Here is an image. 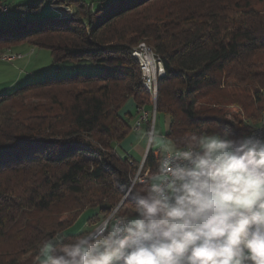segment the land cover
<instances>
[{
	"label": "trees",
	"instance_id": "obj_1",
	"mask_svg": "<svg viewBox=\"0 0 264 264\" xmlns=\"http://www.w3.org/2000/svg\"><path fill=\"white\" fill-rule=\"evenodd\" d=\"M64 4L75 11L62 19L52 8ZM0 11L16 19L0 24V43L44 35L35 46L49 49L54 64L87 60L100 70L0 96V235L7 222L25 234L20 254L0 264H35L57 228L63 237L76 236L80 224H96L121 198L115 176L123 180L136 168L116 146L131 135L137 109L153 105L132 57L139 45L164 64L156 114L169 118L165 136L216 123L239 134L264 120V64L255 67L264 55V0H34L11 11L1 3ZM41 13L54 15L33 16ZM209 90L227 94L214 107L198 108ZM229 105L243 119H228ZM158 157L151 148L145 159ZM66 203L75 211L71 222H45L43 215Z\"/></svg>",
	"mask_w": 264,
	"mask_h": 264
},
{
	"label": "clouds",
	"instance_id": "obj_2",
	"mask_svg": "<svg viewBox=\"0 0 264 264\" xmlns=\"http://www.w3.org/2000/svg\"><path fill=\"white\" fill-rule=\"evenodd\" d=\"M160 153L126 178L91 229L53 234L35 264H264V127L179 138L153 134Z\"/></svg>",
	"mask_w": 264,
	"mask_h": 264
},
{
	"label": "rangeland",
	"instance_id": "obj_3",
	"mask_svg": "<svg viewBox=\"0 0 264 264\" xmlns=\"http://www.w3.org/2000/svg\"><path fill=\"white\" fill-rule=\"evenodd\" d=\"M34 0H0V4L5 3L10 6V11L16 4L21 3H30ZM88 3H92L93 0H83ZM15 3V5H14ZM53 10H57L58 12L63 14L62 19L67 16H71L75 7L73 5H60L54 6ZM0 15L3 18V25H10L16 21L15 15L13 13H4L0 11ZM54 14L52 13H41L34 15L35 17H49ZM30 17V16H28ZM37 39L45 41L46 36L41 35L38 38L32 39L27 42L22 41H11V43H0V96L5 94H10L15 92L17 89L32 83L42 82L50 79H59V78H67L72 77L77 74H96L100 70L97 66H95L92 62L87 60H80L78 62H70L64 61L60 64L53 63V55L49 49L41 48L37 45ZM14 60L10 61L9 58H13ZM258 62L255 64V67L258 68V64H264V55H259L257 57ZM256 62V61H255ZM241 64L235 65V70H239ZM233 67V68H234ZM259 70L264 71V65L259 66ZM224 93L222 90H209L202 94L201 98H199L198 108L207 109L210 107H214V101L220 100L223 98ZM230 94H234V89L231 90ZM153 97V96H152ZM233 99V97L229 96L228 99ZM154 99V98H153ZM155 101L153 100V105L149 107V105L145 106L147 110L151 112V116L154 115V107L157 106L158 97L156 95ZM235 100V99H233ZM37 104V101L31 102ZM227 108L228 119L232 121H240L243 119L242 110L239 107L229 105ZM164 116L162 114H156V121L153 134L162 135L165 131H168L166 128H169V121L164 125ZM245 122V121H242ZM149 139H147L146 151L142 156L146 155L147 149L149 147ZM146 145V142H145ZM152 150L157 148L152 144ZM138 149L135 147L133 151V156L135 159V168L141 163L140 158H137ZM143 156V157H144ZM145 158V157H144ZM133 166V165H131ZM1 192V190H0ZM17 194H19L17 192ZM69 203L62 205V209H57L50 214H45L42 218L47 223H53L55 220L60 221L62 223H69L75 218V211L72 210V207ZM9 228L5 231L4 234L0 235V262L7 263L12 258L20 254L21 251V243L25 234L20 226H15V224L7 222ZM93 227V226H91ZM56 231L59 233L60 228H57ZM57 233V234H58ZM35 262V260H34Z\"/></svg>",
	"mask_w": 264,
	"mask_h": 264
},
{
	"label": "built area",
	"instance_id": "obj_4",
	"mask_svg": "<svg viewBox=\"0 0 264 264\" xmlns=\"http://www.w3.org/2000/svg\"><path fill=\"white\" fill-rule=\"evenodd\" d=\"M141 57L144 59V63L146 64V68L148 69V79L152 82L153 90H157V97H158V88H154V79L155 77H159L160 74H166L164 64L161 59L152 58L151 56H144V54H140ZM14 59H11L12 61ZM156 104L157 99H153ZM154 115L151 116V112L147 109H137V117L134 121L135 125V132H140L144 129V127H148V136L151 137L154 132L155 121H156V106L154 107ZM257 127H264V120L258 125ZM152 144H149L147 149V153L145 158L151 149ZM156 156H159V152H155ZM135 161L131 160V165L135 166Z\"/></svg>",
	"mask_w": 264,
	"mask_h": 264
},
{
	"label": "crops",
	"instance_id": "obj_5",
	"mask_svg": "<svg viewBox=\"0 0 264 264\" xmlns=\"http://www.w3.org/2000/svg\"><path fill=\"white\" fill-rule=\"evenodd\" d=\"M133 106L130 107L129 109L132 110ZM134 111V109H133ZM163 116V115H162ZM164 119V125H166V123L169 121L168 117H163ZM135 121V119L133 120V122ZM132 122V125H133ZM168 130V128H166ZM161 136H165V131ZM148 127H144V129L140 132H135V130L132 131L131 135L129 136V138H127L125 141H123L120 145L116 146V149L118 151V153L121 156H124L125 154H129L131 155V157H133V151L134 148L136 147L138 149V153H137V158H141L144 156H142V154H144V151H146V146H147V139H148ZM146 142V145H145ZM156 153L159 152L157 148L153 149ZM145 157V156H144ZM143 157V158H144ZM135 161V159H134ZM136 162V161H135ZM95 223L93 220L91 221H86L83 222L82 224H80L79 229L77 230V233L86 230V229H91V226H94Z\"/></svg>",
	"mask_w": 264,
	"mask_h": 264
},
{
	"label": "bare ground",
	"instance_id": "obj_6",
	"mask_svg": "<svg viewBox=\"0 0 264 264\" xmlns=\"http://www.w3.org/2000/svg\"><path fill=\"white\" fill-rule=\"evenodd\" d=\"M140 54H144V56H151L152 58H158L151 47L147 46L146 44H141L138 47L134 48L132 51V57L137 61L140 67L143 85L146 88L148 92H150L153 95V98L155 99L157 95V90H153V85L150 79H148V69L146 68V64L144 63V59L141 57ZM14 59L9 58V60ZM165 76V74H160L159 77H155L154 79V88H158V81L160 78ZM139 109H146L145 107H140ZM256 128V127H253ZM252 128V129H253ZM133 130H135V125H133Z\"/></svg>",
	"mask_w": 264,
	"mask_h": 264
},
{
	"label": "snow or ice",
	"instance_id": "obj_7",
	"mask_svg": "<svg viewBox=\"0 0 264 264\" xmlns=\"http://www.w3.org/2000/svg\"><path fill=\"white\" fill-rule=\"evenodd\" d=\"M3 23V18H2V15H0V24Z\"/></svg>",
	"mask_w": 264,
	"mask_h": 264
}]
</instances>
